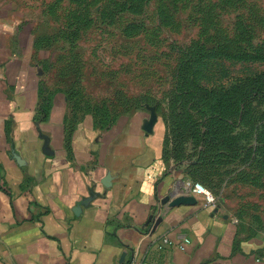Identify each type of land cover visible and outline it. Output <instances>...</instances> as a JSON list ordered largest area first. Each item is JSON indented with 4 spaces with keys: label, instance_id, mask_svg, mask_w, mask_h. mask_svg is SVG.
I'll return each instance as SVG.
<instances>
[{
    "label": "crops",
    "instance_id": "obj_1",
    "mask_svg": "<svg viewBox=\"0 0 264 264\" xmlns=\"http://www.w3.org/2000/svg\"><path fill=\"white\" fill-rule=\"evenodd\" d=\"M38 14L0 0V264H264L263 232L190 191L211 186L167 155L160 112L72 118Z\"/></svg>",
    "mask_w": 264,
    "mask_h": 264
},
{
    "label": "rangeland",
    "instance_id": "obj_2",
    "mask_svg": "<svg viewBox=\"0 0 264 264\" xmlns=\"http://www.w3.org/2000/svg\"><path fill=\"white\" fill-rule=\"evenodd\" d=\"M26 2L73 119L160 112L181 156L219 160L190 170L216 206L264 233V0Z\"/></svg>",
    "mask_w": 264,
    "mask_h": 264
},
{
    "label": "trees",
    "instance_id": "obj_3",
    "mask_svg": "<svg viewBox=\"0 0 264 264\" xmlns=\"http://www.w3.org/2000/svg\"><path fill=\"white\" fill-rule=\"evenodd\" d=\"M164 121H165L167 129H168L166 153L169 157H172L175 159L187 160V161H190L194 165H200V166H202L208 162L209 163L210 162H219V160H217L216 156L214 157L215 160L212 159L211 161H208L207 160L208 158H206L207 156H206V149L205 148H204V150H202V149L198 150L197 154H196L197 156L195 158H193L192 160H190L189 158H184L183 156H181L182 154H180V152H181L180 145H178L179 142H177L178 141L177 138L173 137L175 135L170 133L169 125H168L166 118H164ZM198 183L202 184L201 182H198ZM202 185H204V184H202Z\"/></svg>",
    "mask_w": 264,
    "mask_h": 264
},
{
    "label": "built area",
    "instance_id": "obj_4",
    "mask_svg": "<svg viewBox=\"0 0 264 264\" xmlns=\"http://www.w3.org/2000/svg\"><path fill=\"white\" fill-rule=\"evenodd\" d=\"M189 185H190L189 186L190 191L192 193L200 194V195L203 196L206 205H215L216 199L213 196L212 192L207 187H205L204 185H202V184H200L198 182H192ZM187 241H188V239L184 238V242H187ZM162 242L164 244H169L170 243V241L167 238H163ZM143 264H148V263L144 262Z\"/></svg>",
    "mask_w": 264,
    "mask_h": 264
},
{
    "label": "water",
    "instance_id": "obj_5",
    "mask_svg": "<svg viewBox=\"0 0 264 264\" xmlns=\"http://www.w3.org/2000/svg\"><path fill=\"white\" fill-rule=\"evenodd\" d=\"M169 196H166L163 201H167ZM191 201L190 197H177L172 202H170L171 206L179 205V204H188Z\"/></svg>",
    "mask_w": 264,
    "mask_h": 264
}]
</instances>
